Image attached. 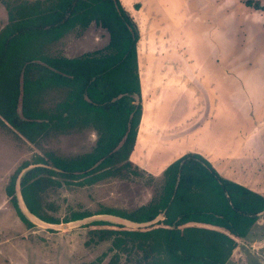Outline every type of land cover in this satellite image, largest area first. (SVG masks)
<instances>
[{
    "label": "trees",
    "instance_id": "trees-1",
    "mask_svg": "<svg viewBox=\"0 0 264 264\" xmlns=\"http://www.w3.org/2000/svg\"><path fill=\"white\" fill-rule=\"evenodd\" d=\"M59 1H63L62 7L56 6L58 0L10 3L12 7L7 8V15L11 20L0 28V85L6 91V97L10 81L2 76L13 71L11 79L14 83V98L7 97V106H0V113L10 120V125L26 139L36 142L47 129L42 122L44 119L59 128V133L63 128L68 127V131L78 125L71 108L75 106L82 130L92 129L99 138L92 150L79 158L66 161L47 152L52 164L39 156L35 162L45 166L38 164L21 177L20 192L28 209L49 222L58 220L46 213L43 193L60 187L59 178L68 181L106 167L102 173L86 180V183H93L105 176L116 175L123 165H130L128 156L141 112L137 99L140 95L136 61L138 30L120 1ZM46 4L57 8L43 11L41 6ZM38 9L41 11L18 17L19 13ZM90 23L108 34L104 53L97 50L72 57L54 55L36 60L34 57L40 56V50L46 44L33 52L23 42L26 37L32 40L34 35L41 38L48 33L52 34V41H57L68 31L85 29ZM33 82L38 86L44 82L57 83L67 88L60 114L63 119L54 113L43 115L37 107H32L29 94ZM19 93L22 96V117L17 111ZM41 115L43 117L38 121L36 118ZM95 121L102 123L101 129ZM26 165L27 161L22 162L14 170L6 191L19 217L32 227L19 211L13 190L17 174ZM162 176L161 187L154 199L131 211H102L135 222L162 215L156 223L135 229L117 225L111 229L90 230V233L94 232L100 241L112 237V245L117 250L126 249L125 244L130 242L128 250L142 253L137 258L138 264L141 261L145 264H225L238 240L248 234L257 215L264 211V197L221 177L210 163L195 153H186L175 159L164 169ZM84 216L88 214L73 213L67 220ZM92 225L113 226L105 221ZM91 239L89 241L97 242ZM117 254L115 252L107 264H117ZM103 257L102 254L87 264H101Z\"/></svg>",
    "mask_w": 264,
    "mask_h": 264
},
{
    "label": "crops",
    "instance_id": "crops-1",
    "mask_svg": "<svg viewBox=\"0 0 264 264\" xmlns=\"http://www.w3.org/2000/svg\"><path fill=\"white\" fill-rule=\"evenodd\" d=\"M120 1L138 30L129 162L156 177L199 154L264 197V2Z\"/></svg>",
    "mask_w": 264,
    "mask_h": 264
},
{
    "label": "rangeland",
    "instance_id": "rangeland-1",
    "mask_svg": "<svg viewBox=\"0 0 264 264\" xmlns=\"http://www.w3.org/2000/svg\"><path fill=\"white\" fill-rule=\"evenodd\" d=\"M22 1L32 3L43 0H0V28L11 20L7 15V8L12 7L10 3L16 5ZM241 1L244 0H238V2ZM262 1L264 2V0ZM62 5L63 1L58 0L56 6L62 7ZM121 5L123 6L122 3ZM41 7L43 11L57 8L47 4ZM123 8L126 10L124 6ZM37 11L41 10L22 12L18 17L35 14ZM41 38L34 35L32 40L30 37L23 40L27 49L33 52H36L39 46L46 44L40 50V56L34 57L36 60H45V57L54 55L72 57L97 50L104 53V47L109 39L107 32L94 23H90L82 30L72 29L57 41H52L50 33L41 36ZM12 74L13 71H10L2 76L8 77V82L10 81L8 98H14ZM34 82L31 85L30 98L28 97L32 107H37L40 112H43V115L51 116L54 113V115H58L57 118L63 119L60 114L62 102L67 95V88L51 82L49 84L44 82L43 85L38 86ZM1 94L3 98L0 97V106H7V93L0 85V96ZM17 99V111L22 117L21 93ZM71 108L77 117L78 125L68 131L66 130L68 127L64 129L60 126V129H63H61L62 133H59V128L52 126L50 121L44 119L42 122L46 124L47 129L36 142L26 139L21 132L10 125L8 122L10 120L0 113V264H87L102 254L104 257L101 264H107L115 252L118 253L117 264H138L137 258L141 257L142 253L139 250H128L130 242L125 244L126 249L117 250L112 245V237L100 241L97 240V235H94V232L90 233V230L111 229L123 224L120 219L113 218V215H106L102 211L107 209L131 211L139 205L147 203L150 199H154L157 195L163 176H151L150 172L141 169L136 162L123 165L116 175L105 176L93 183H86V180L95 174L102 173L106 167H100L92 174H83L68 181L59 178L60 187L50 188L43 193V201L46 205L44 209L47 214L58 220L56 223L64 224L67 219L72 217L73 213L88 214V218H85L82 223L69 229L49 228L33 223L26 218L33 225L29 227L27 222H23L19 217L16 208L10 201L6 185L9 183L11 174L22 162L27 161L28 165L43 164L35 162L36 158L41 156L44 161L52 164L47 152L52 153L57 159L66 161L79 158L90 152L98 141L96 131L82 130L83 125L79 121L81 120L79 111L75 106ZM43 115L36 119L41 121ZM95 124L100 129L103 126L97 121ZM47 166L52 167L51 165ZM117 166L119 165L117 164ZM13 190L15 193V189ZM100 212L106 216L104 218L110 220L105 222H109L113 226L92 225L94 222L102 221L94 219L95 216L100 218L102 215ZM122 226L129 229L140 228V226L128 224ZM89 239L97 240V242L89 241ZM262 241L264 242V211L257 215L247 236L238 240L237 246L232 250V254L225 264H264V244L260 243ZM141 262V264H145L143 261Z\"/></svg>",
    "mask_w": 264,
    "mask_h": 264
},
{
    "label": "water",
    "instance_id": "water-1",
    "mask_svg": "<svg viewBox=\"0 0 264 264\" xmlns=\"http://www.w3.org/2000/svg\"><path fill=\"white\" fill-rule=\"evenodd\" d=\"M36 165H38V164H33V165H26L25 167H23V168H21V170L19 171V173L17 174V176H16V179H15V182H14V189H15V193H14V195H15V199H16V204H17V207H18V209H19V211L21 212V214L25 217V218H27V219H29L30 221H32L33 223H36V224H42V225H44V226H46V227H49V228H54V229H69V228H71L72 226H74V225H78V224H80V223H82L84 220H85V218L87 219L88 217L87 216H84V217H82V218H78V219H74V220H70V221H66L64 224H59V223H56V222H49V221H46V220H43V219H41L40 217H38L36 214H34V213H32L29 209H28V207H27V205H26V203L24 202V199H23V197H22V195H21V192H20V180H21V177L24 175V173L28 170V169H30V168H32V167H34V166H36ZM40 165H43V166H45L44 164H40ZM102 214V213H101ZM104 214H106V215H113L114 217L113 218H116V219H120L121 221V223H123V224H128V225H133V226H136V227H138V226H147V225H150V224H152V223H154L155 221H157V220H159V219H161L162 218V215H158V216H156L154 219H152V220H149V221H144V222H135V221H132V220H129V219H127V218H124V217H122V216H119V215H115V214H110V213H104ZM104 217H106V216H104L103 214L100 216V218H98L97 216H95L94 217V219L95 218H97V219H101L102 221H110V220H108L109 218H104ZM122 224V225H123ZM121 225V224H120ZM261 244L263 243L264 244V242L262 241V242H260Z\"/></svg>",
    "mask_w": 264,
    "mask_h": 264
}]
</instances>
